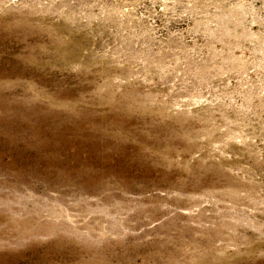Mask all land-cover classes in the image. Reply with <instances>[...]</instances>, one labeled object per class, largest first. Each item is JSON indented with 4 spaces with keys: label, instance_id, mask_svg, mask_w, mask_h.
Segmentation results:
<instances>
[{
    "label": "rangeland",
    "instance_id": "374dc122",
    "mask_svg": "<svg viewBox=\"0 0 264 264\" xmlns=\"http://www.w3.org/2000/svg\"><path fill=\"white\" fill-rule=\"evenodd\" d=\"M0 264H264V0H0Z\"/></svg>",
    "mask_w": 264,
    "mask_h": 264
}]
</instances>
